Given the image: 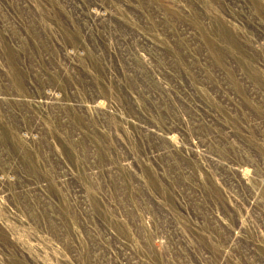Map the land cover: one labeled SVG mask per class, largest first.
<instances>
[{
  "label": "rangeland",
  "instance_id": "1",
  "mask_svg": "<svg viewBox=\"0 0 264 264\" xmlns=\"http://www.w3.org/2000/svg\"><path fill=\"white\" fill-rule=\"evenodd\" d=\"M0 264H264V0H0Z\"/></svg>",
  "mask_w": 264,
  "mask_h": 264
}]
</instances>
